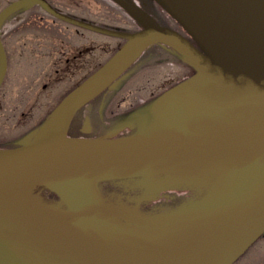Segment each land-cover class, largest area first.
<instances>
[{
	"label": "water",
	"instance_id": "obj_1",
	"mask_svg": "<svg viewBox=\"0 0 264 264\" xmlns=\"http://www.w3.org/2000/svg\"><path fill=\"white\" fill-rule=\"evenodd\" d=\"M112 1L144 28L101 27L61 13L47 0H17L0 12V86L8 67L1 27L32 3L59 20L126 40L28 141L0 148V264H233L264 234V0H156L193 42L125 1ZM154 44L174 48L195 74L136 112L134 133L70 136L75 115L116 87ZM208 166L224 168L220 184L188 230L172 236L191 237L194 244L137 243L96 228L100 182ZM61 170L66 174L57 182L44 180ZM28 183L46 184L70 210L31 197L47 221L8 195Z\"/></svg>",
	"mask_w": 264,
	"mask_h": 264
},
{
	"label": "trees",
	"instance_id": "obj_2",
	"mask_svg": "<svg viewBox=\"0 0 264 264\" xmlns=\"http://www.w3.org/2000/svg\"><path fill=\"white\" fill-rule=\"evenodd\" d=\"M123 1L135 6L134 0ZM99 2L102 7V14H100L99 19L102 21L103 17L106 21H110L108 23L115 25L117 30L135 32L143 26L135 16L131 14L129 17L125 16L121 9L108 4L105 0H99ZM4 4V0H1L0 8L6 5ZM139 10L154 16L158 23L174 28L186 35L180 24L159 4L154 3L152 9L142 7ZM102 37L105 44L99 47L93 59L89 61L90 70L84 74L74 72L72 78L63 79L50 89L49 97H46L41 104L40 112L43 115L39 122L20 126L17 130L9 133H4L5 129L0 124V147L12 148L28 141L36 133L38 127L53 114L63 99L82 81L103 66L125 43L122 38L103 34ZM81 39L88 42L90 40L87 36ZM96 44L98 42L94 45ZM11 63V68L0 89V113L4 110L7 112L1 97L6 95L4 90L8 78L14 73L17 76L23 75L18 68V62L14 61L13 64V60H11ZM195 72V68L171 46L153 45L133 64L121 83L116 88H111L113 93L107 102V114L109 117L123 116L134 110H142L171 87L188 80ZM128 93H130L131 104L124 107L122 102ZM10 102L11 104L7 106H16L14 101ZM17 108L14 107L13 109ZM15 113L11 114L15 115ZM78 115L69 134L72 136L88 135L86 129H80L81 124L77 120ZM132 126L133 131H136L137 124ZM116 131L118 132V129ZM22 137L24 138L23 141L19 142ZM224 173L223 167L208 166L174 173L108 179L98 185V210L105 212L112 227L111 232L121 238H128L135 242L138 240H140L139 242L155 240L164 234L184 233L188 230L192 217L213 196ZM174 175H178V182L171 185L170 183L166 185L163 183L164 187L157 189L156 194L152 197H146L140 187L141 184L138 183L139 180L148 181L150 179L154 182V178H169L170 176L174 177ZM175 188L177 190L170 191ZM31 194L49 208L59 211L70 210V206L46 184H37L32 189ZM65 219L69 220L70 218Z\"/></svg>",
	"mask_w": 264,
	"mask_h": 264
},
{
	"label": "rangeland",
	"instance_id": "obj_3",
	"mask_svg": "<svg viewBox=\"0 0 264 264\" xmlns=\"http://www.w3.org/2000/svg\"><path fill=\"white\" fill-rule=\"evenodd\" d=\"M13 0H4V3L7 5ZM58 11L61 13H64L66 15L78 18L80 20L96 24L102 27L106 28H112L117 29V27L111 23H108L110 21H106L102 17V21L99 19L100 14H102V7L99 2V0H48ZM102 1V0H100ZM110 5H114L112 1L105 0ZM141 2V0H140ZM4 4V5H5ZM33 9H37L38 12L36 14H29L34 20H37V23L39 21V24L37 26V32L42 35L44 41L51 42L53 47L58 48L57 51H59L57 54L59 55V64L57 65L56 69L47 71L43 69L42 76L37 75L35 76L30 68H26L24 66H19V70L21 71L22 76H17L15 73L8 78V83L6 84L5 92L6 95H3L1 98L4 100V104L6 106L7 112L2 111L0 113V119H1V126L4 127L5 132L9 133L13 130H17L20 126L29 124L32 125L33 123H37L41 120L42 113V103L44 102V99L46 97H49V91L51 88H53L58 82H60L63 79L66 78H72L71 76L72 69L70 68L71 64H67L65 61L67 59H72L74 56L73 49L71 50L68 46L73 45H79L77 49H82L83 45H85V56L84 60L88 62V60L93 59L94 54L98 51L99 47L105 44V41L102 39V34L92 32L89 30H85L82 28H79L77 26H73L71 24L65 23L63 21H59L55 19L52 15H50L43 7H41L39 4H36L33 6ZM32 8H30L28 11H31ZM125 16H127L124 13ZM25 16H21V18H24ZM128 17V16H127ZM18 16H15L14 18H11L10 21H8L2 28V33L4 34L11 25L17 21ZM34 24V23H32ZM32 28V26H31ZM29 28V30L31 29ZM28 28L26 27V31ZM87 36L90 40L89 42L86 40H82L81 38H85ZM79 40V41H78ZM86 42V43H83ZM96 42L98 44L94 45ZM83 43V44H82ZM45 44V43H44ZM88 47V48H87ZM84 49V48H83ZM89 51V52H88ZM65 53V54H63ZM61 54L63 57L61 58ZM56 56V60H57ZM81 58V57H80ZM78 59L77 62H74L76 65L82 64L81 59ZM150 58V57H149ZM58 70V71H57ZM33 74V75H32ZM16 76V78H15ZM81 78L79 77V80ZM16 81V82H15ZM43 85H46V88H43ZM112 90L107 92L104 99V106L102 107V117L105 118L102 121H105L104 124H98L97 120L95 121L94 118L97 117V113L93 114V116H90L87 109H84L81 116H80V123L85 122L87 126H92L94 128H97L96 130L101 134L102 136L106 137L109 136V133L114 131L117 127H121L123 125H131L132 124V117L130 115H127L125 117H118L114 118L115 121L111 122L108 121V115L106 113L108 112L107 109V102L109 101ZM102 99V100H103ZM10 101H14L16 103V106H7L11 104ZM18 103V106H17ZM131 104L130 99V93L126 95V99L122 102V106L128 107ZM0 106H1V99H0ZM17 109H13V108ZM12 110V112H10ZM98 110L96 109L95 112ZM15 113V115H12L11 113ZM136 113V112H134ZM138 113V112H137ZM90 122H89V120ZM94 120V122H93ZM91 123V124H90ZM95 124V126H94ZM28 125V126H30ZM125 130V128H124ZM93 135H98L96 131L93 132ZM23 137L19 139V142L23 141ZM178 175L170 176L169 178H154L153 180H139L138 183L141 184V189L143 191V194L146 195V197H152L156 194L157 189H162L164 186L163 183L166 185L167 183L173 184L174 182H178ZM163 179V180H161ZM161 180V181H160ZM187 184V183H186ZM37 185V183H28L21 185L16 188V191L20 193L21 195H24L28 198L33 197L31 192L32 189ZM177 190L171 189L170 191ZM179 191V190H178ZM181 193V192H180ZM97 213V220L95 222L96 228L101 230L103 233H106L108 235H115L116 238H121L118 235L111 232V225L108 222V218L106 217V214L104 211H99L96 208ZM103 223V226H102ZM106 223V224H105ZM95 228V227H94ZM181 235V234H177ZM173 234H164L157 240L159 242H154L153 244H159L164 245L167 247H179L182 245H188V244H194L196 241H193V238H179V237H172ZM124 240H128L131 242H135L133 240H130L128 238H121ZM140 240H138L139 242ZM193 241V242H192ZM137 242V243H138ZM235 264H264V236L261 237L260 240H258L253 246H251L245 254H243L236 262Z\"/></svg>",
	"mask_w": 264,
	"mask_h": 264
},
{
	"label": "flooded vegetation",
	"instance_id": "obj_4",
	"mask_svg": "<svg viewBox=\"0 0 264 264\" xmlns=\"http://www.w3.org/2000/svg\"><path fill=\"white\" fill-rule=\"evenodd\" d=\"M31 8H32L31 11H28L27 9L24 11H18L7 18L4 25L8 21H10L11 18H14L15 16H18V18L20 17V19H17V21L11 25L9 30H7L4 34L2 33V42L8 58V71L11 68V64H12L11 60H13V64L14 61L16 63L18 62V67L24 66L26 68H30L31 72L35 76L37 75L42 76L43 69L47 71L56 69L57 65L59 64V55L57 54L59 51H57L58 48L53 47L51 42L49 43L48 41H44L42 35H40L37 32V26L39 24V21L37 23L36 19L34 20L31 17H27L30 16L29 14L33 15L38 12L37 9H33V6ZM1 10L2 9H0V11ZM23 15L25 17L21 18V16ZM26 27L28 28L27 31H26ZM29 28L31 29L29 30ZM39 28H40V24H39ZM78 46H80V44L68 46L71 48V50L73 49L74 51V56L72 57V59L70 60L67 59L65 61L68 65L71 64L70 68L72 69V73H71L72 76L74 75V72L79 74L81 73L84 74L90 70V62H89L90 60H88V62L84 60L85 59L84 56L86 53L85 45L82 46L84 49L82 48L81 50L77 49ZM56 56H58L57 60H56ZM62 57L63 55L61 54V58ZM79 58L83 60L82 64L80 65L74 64V62H77ZM43 88H46V85H43ZM102 99L94 100L85 108L88 110L90 116H93V114L97 113L96 114L97 117H95V119L97 121H101V124H102V107L104 106V99L103 100ZM96 109L98 110L97 112H95ZM83 123L84 124L80 129L89 130L90 134L93 135L95 128L91 126L90 129V126H87L85 122Z\"/></svg>",
	"mask_w": 264,
	"mask_h": 264
},
{
	"label": "bare ground",
	"instance_id": "obj_5",
	"mask_svg": "<svg viewBox=\"0 0 264 264\" xmlns=\"http://www.w3.org/2000/svg\"><path fill=\"white\" fill-rule=\"evenodd\" d=\"M73 169V167L69 168V170ZM66 170H61V171H57L55 173L50 174L49 176L45 177L44 180L47 181H52V182H57L59 180V178L61 179V177H63V175L66 174L65 172ZM8 195L10 197H12L15 201H17L19 204H21V206H23L24 208L30 210L31 212L38 214L41 218L47 220V221H51L49 217H47L40 209L39 206L30 198L25 197L24 195L21 196V198H19L20 194H18V192L16 190H10L8 192ZM19 196V197H18Z\"/></svg>",
	"mask_w": 264,
	"mask_h": 264
}]
</instances>
